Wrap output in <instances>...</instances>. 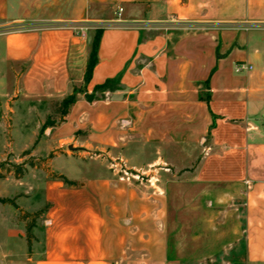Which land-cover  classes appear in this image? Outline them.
<instances>
[{"label":"crops","instance_id":"crops-1","mask_svg":"<svg viewBox=\"0 0 264 264\" xmlns=\"http://www.w3.org/2000/svg\"><path fill=\"white\" fill-rule=\"evenodd\" d=\"M14 24L22 29L7 32ZM205 27L227 29L185 31ZM95 29L98 62L86 84ZM13 80L21 103L83 88L63 133L90 130L78 151L99 150L106 161L96 174L68 176L84 180L78 187L49 186L54 207L45 228L33 229L31 251L26 222L8 216L0 264H168L164 179L181 172L247 185L245 264H264V0H0V89ZM107 83L116 84L103 92L109 98L86 99ZM121 119L146 134L131 133L119 153ZM109 159L151 171L153 181L118 176Z\"/></svg>","mask_w":264,"mask_h":264},{"label":"rangeland","instance_id":"rangeland-1","mask_svg":"<svg viewBox=\"0 0 264 264\" xmlns=\"http://www.w3.org/2000/svg\"><path fill=\"white\" fill-rule=\"evenodd\" d=\"M20 29L22 25L14 24L6 31ZM226 29L205 27L187 28L185 31L189 34H203L223 32ZM97 32V29L92 31V41ZM237 32L244 33V29ZM15 82L13 80L10 87L7 85L0 89V174L3 176L0 179V198L15 199L18 208L0 203V242H4V234L10 231L9 217L14 218L13 222L19 225L16 216L28 214L31 222L37 213L42 212L34 229V233H39L45 228L44 222L54 207L48 200L49 186L59 182L65 189L78 187L84 180H73L68 176L96 174L100 172L99 165L106 161L99 150L83 153L69 149V146L79 148L78 140L88 138L91 133L87 129L78 130L70 139L66 132L63 133L62 126L66 120L63 123V116L57 111V104L61 101L37 103L29 100L21 103L20 96L15 93ZM80 90L81 94L85 92L83 88ZM94 96L95 101L109 98L102 92H96ZM48 118L55 122V126L41 133ZM120 121L122 126L125 119ZM122 127L126 129L127 143L121 139L119 153L132 144L131 133L140 131L146 134V127L142 125L133 127L130 122ZM135 138H139L138 144L146 151V136ZM26 152L30 154L25 155ZM147 156L149 151L145 152L143 159ZM75 159L88 164L86 167H77L73 164ZM107 164L117 170L118 176L134 177L139 183L145 184L153 181L151 171L127 169L121 159H109ZM17 166L22 168L21 174ZM61 175L75 185L63 183L57 178ZM164 182L169 188L168 264H245L247 185L208 184L183 172L175 178L164 179ZM147 193L146 190L140 192L141 195Z\"/></svg>","mask_w":264,"mask_h":264},{"label":"trees","instance_id":"trees-1","mask_svg":"<svg viewBox=\"0 0 264 264\" xmlns=\"http://www.w3.org/2000/svg\"><path fill=\"white\" fill-rule=\"evenodd\" d=\"M100 37H101V32L99 31V32H97V34L93 40V43H92L90 61H89L87 71L85 74V83L86 84H88L91 81L93 70H94V68L98 62L97 53H98V45H99ZM115 89H116V84L107 83V84H104L102 86H98L97 88H95L92 95L86 94L85 96L89 102H94L96 100V98L94 96L96 92H102L103 93V92H106L107 90L114 91ZM80 91L81 90L75 89L73 91V94L66 97L60 103L57 104V111H58V113H60L63 116V119H64L63 123L65 122V120H66L65 118L69 114L71 108L76 103L77 95L79 93H81ZM54 126H55V122L51 118H48L47 121L45 122L44 126L42 127L41 133H44V131H46L48 128H52ZM28 154H30V153L26 152L25 155H28ZM16 169L21 174L22 168L20 166H17ZM57 178L59 180H61L63 183H65L66 185H69V186L75 185V183L73 181L69 180L66 176L61 175ZM0 179H3V176L1 174H0ZM0 203L5 204V205H11L15 208H18V205L16 204L15 199L0 198ZM41 214H42V212L37 213L34 217V220H32L31 222H29V219L31 217L30 215L22 214L20 216V219L22 221H25L26 225H27V232L26 233H27V242H28L29 251H31L32 241L34 239V235H33L32 231L36 227V220L39 218V216Z\"/></svg>","mask_w":264,"mask_h":264},{"label":"built area","instance_id":"built-area-1","mask_svg":"<svg viewBox=\"0 0 264 264\" xmlns=\"http://www.w3.org/2000/svg\"><path fill=\"white\" fill-rule=\"evenodd\" d=\"M122 13H123V9L122 8H119L118 11H117V13H116V15L118 16V18L121 17ZM78 31L81 32V33H84L85 30L78 29ZM236 69H237V71L242 72V71H245V70H251L252 67L251 66H247L245 64H239V65L236 66Z\"/></svg>","mask_w":264,"mask_h":264},{"label":"water","instance_id":"water-1","mask_svg":"<svg viewBox=\"0 0 264 264\" xmlns=\"http://www.w3.org/2000/svg\"><path fill=\"white\" fill-rule=\"evenodd\" d=\"M69 149L72 150V151H78V150H80V148H74L73 146H69Z\"/></svg>","mask_w":264,"mask_h":264}]
</instances>
